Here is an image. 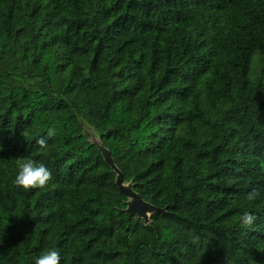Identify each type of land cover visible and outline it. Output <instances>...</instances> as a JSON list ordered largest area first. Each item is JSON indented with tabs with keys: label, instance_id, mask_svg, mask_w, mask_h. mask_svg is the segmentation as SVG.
<instances>
[{
	"label": "trees",
	"instance_id": "1",
	"mask_svg": "<svg viewBox=\"0 0 264 264\" xmlns=\"http://www.w3.org/2000/svg\"><path fill=\"white\" fill-rule=\"evenodd\" d=\"M89 129L162 210L148 222ZM22 158L44 186L14 183ZM50 247L59 264H264V0H0V264Z\"/></svg>",
	"mask_w": 264,
	"mask_h": 264
},
{
	"label": "clouds",
	"instance_id": "2",
	"mask_svg": "<svg viewBox=\"0 0 264 264\" xmlns=\"http://www.w3.org/2000/svg\"><path fill=\"white\" fill-rule=\"evenodd\" d=\"M53 129L49 128L47 135L51 136ZM43 138L38 140V143L43 144ZM17 171L14 178V183L21 188L28 189L30 187L44 186L51 177L50 169L45 163H37L31 158H22L16 162ZM258 196V192L252 189L247 194L248 200H253ZM241 223L250 225L254 220V215L250 212H243L240 217ZM61 254L55 247H50L41 251L34 257V264H59Z\"/></svg>",
	"mask_w": 264,
	"mask_h": 264
},
{
	"label": "water",
	"instance_id": "3",
	"mask_svg": "<svg viewBox=\"0 0 264 264\" xmlns=\"http://www.w3.org/2000/svg\"><path fill=\"white\" fill-rule=\"evenodd\" d=\"M100 150V153L103 157L104 162L113 170L116 174L115 177V185L120 190L121 193L127 198L126 201V209L124 212L127 215H136L138 218L144 220L145 222L149 221V216L158 211H162L158 208L153 207L152 205L144 202L140 196L135 193L132 189V185L130 183L124 184L123 176L120 171L114 165L113 159L108 150H106L101 144L96 145Z\"/></svg>",
	"mask_w": 264,
	"mask_h": 264
},
{
	"label": "rangeland",
	"instance_id": "4",
	"mask_svg": "<svg viewBox=\"0 0 264 264\" xmlns=\"http://www.w3.org/2000/svg\"><path fill=\"white\" fill-rule=\"evenodd\" d=\"M89 142L93 143L94 145H100V141L97 139V137L93 134L92 131L89 129Z\"/></svg>",
	"mask_w": 264,
	"mask_h": 264
}]
</instances>
